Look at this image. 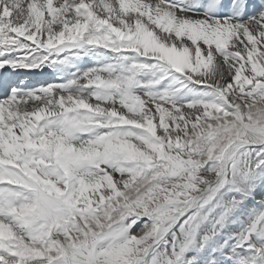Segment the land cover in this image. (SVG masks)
Listing matches in <instances>:
<instances>
[{
	"label": "snow or ice",
	"instance_id": "6c2138e0",
	"mask_svg": "<svg viewBox=\"0 0 264 264\" xmlns=\"http://www.w3.org/2000/svg\"><path fill=\"white\" fill-rule=\"evenodd\" d=\"M0 264H264V0H0Z\"/></svg>",
	"mask_w": 264,
	"mask_h": 264
},
{
	"label": "bare ground",
	"instance_id": "6f19581e",
	"mask_svg": "<svg viewBox=\"0 0 264 264\" xmlns=\"http://www.w3.org/2000/svg\"><path fill=\"white\" fill-rule=\"evenodd\" d=\"M37 79H39V77Z\"/></svg>",
	"mask_w": 264,
	"mask_h": 264
}]
</instances>
